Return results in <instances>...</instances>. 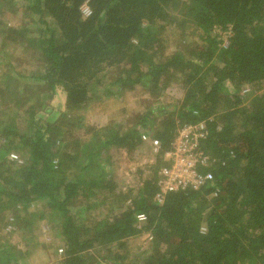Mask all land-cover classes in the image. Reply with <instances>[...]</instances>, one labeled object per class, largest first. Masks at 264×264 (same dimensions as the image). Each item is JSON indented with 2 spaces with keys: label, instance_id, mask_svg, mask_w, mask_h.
Instances as JSON below:
<instances>
[{
  "label": "trees",
  "instance_id": "obj_1",
  "mask_svg": "<svg viewBox=\"0 0 264 264\" xmlns=\"http://www.w3.org/2000/svg\"><path fill=\"white\" fill-rule=\"evenodd\" d=\"M169 28L196 43L166 54ZM6 47L34 53L38 68H20ZM0 70V224L45 221L59 241L54 264H126L128 240L142 234L149 248L132 264H264V0H0ZM173 85L182 98L166 102ZM137 88L152 100L125 123L78 116L100 93ZM209 119L212 164L200 172L213 181L158 203L178 128ZM76 126L88 140L66 136ZM144 135L157 161L148 173L137 164L138 181L121 190L111 150L132 163ZM22 255L0 246V264Z\"/></svg>",
  "mask_w": 264,
  "mask_h": 264
},
{
  "label": "rangeland",
  "instance_id": "obj_2",
  "mask_svg": "<svg viewBox=\"0 0 264 264\" xmlns=\"http://www.w3.org/2000/svg\"><path fill=\"white\" fill-rule=\"evenodd\" d=\"M11 25H19L22 23L18 17L13 16V19H8ZM7 20V21H8ZM225 35H222V40L226 41ZM165 38V52L166 54H172L176 51H180L184 49V46L194 45L197 41L196 36L192 35V31L190 29H186L183 33L180 30L169 28L164 34ZM180 45V46H179ZM10 47H6L3 52H5L6 58L11 60L15 59V56H20L22 58L23 63H20V68L24 69H36L39 66V61L34 56V53H27L20 49L15 51V54L11 53L9 50ZM14 49V48H13ZM11 55L9 56V54ZM13 54V55H12ZM1 72V70H0ZM106 85L110 82V79L106 78ZM174 88L168 89L166 92V102H170V99H181L182 93L178 90L175 85ZM250 90V89H249ZM249 96H245L244 103L247 104L251 102L252 96L257 94L256 90H251ZM102 96L100 100H97L96 103H92L88 105L87 109L83 112H80L78 116H81L85 119L86 125L90 127L96 128H103L105 127L110 121H117V122H126L128 118L132 115L138 114L146 107V105L152 100L150 96L147 95L146 91H143L141 88H137L134 91L125 93L119 97H108ZM64 95L62 92H58L57 96L53 100L52 106L57 108L64 102ZM156 100V99H155ZM62 112L65 110L62 108ZM123 111H126V115H123ZM127 120H126V118ZM66 136L69 138L76 139L78 136H81L82 141L88 140L90 135L84 136V131L81 130L78 126L76 128H70L71 132H68V128L65 127ZM71 133V135H67ZM150 134V133H149ZM150 135H144V144L143 146L135 152L132 156L134 161L132 163H128L129 159H126L125 155H119L118 153L111 150L113 158L111 159V167L112 164H116V180L119 182V189L124 190L127 186L133 182L136 183L138 180H134L132 177L136 165L139 164L140 166H144V168L149 169L155 164L157 161V154L155 148L152 147L154 145L152 138ZM158 153V152H157ZM15 154L11 155L13 160H18L13 158ZM19 161V160H18ZM164 162H166L164 158ZM150 166V168H149ZM137 175V173L135 174ZM120 191V190H118ZM101 202H99L98 207V214L99 212L102 214H106V210L103 206H101ZM42 204H33L29 209L28 212L30 213H39L41 212ZM24 218L27 219L28 215L24 213L22 215ZM34 218L38 219L37 216H34L31 219L33 222ZM38 223H32L31 229L25 228V222L18 223L17 225L9 222L5 224H0V246H6L10 250L12 248L16 249V251L21 252L22 258L19 259L17 262L20 264H54L55 262V249L56 245L59 244L58 238L53 232V229L49 228L45 221L40 222L37 220ZM7 225V226H5ZM32 231V232H31ZM34 235L33 239H29V233ZM150 235L142 234L135 238H131L128 240L127 251L129 254L127 255V260L125 261L126 264H132V262L136 259L138 254L145 252L150 243ZM3 244V245H2Z\"/></svg>",
  "mask_w": 264,
  "mask_h": 264
},
{
  "label": "built area",
  "instance_id": "obj_3",
  "mask_svg": "<svg viewBox=\"0 0 264 264\" xmlns=\"http://www.w3.org/2000/svg\"><path fill=\"white\" fill-rule=\"evenodd\" d=\"M85 14H89L88 8L84 7ZM249 88H244L242 93H249ZM212 119L196 124H185L178 128L165 160L169 166L163 170L157 182L158 192L155 201L162 203L169 193L186 189H199L213 181L211 173L200 172V168L212 164L210 157L202 149V144L208 136V123ZM156 153L158 149H155ZM13 158L17 159L16 156ZM139 226L146 221L144 214L137 215Z\"/></svg>",
  "mask_w": 264,
  "mask_h": 264
}]
</instances>
